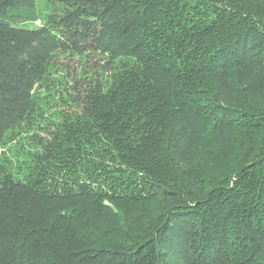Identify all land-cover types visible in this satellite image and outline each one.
Masks as SVG:
<instances>
[{
    "label": "trees",
    "instance_id": "obj_1",
    "mask_svg": "<svg viewBox=\"0 0 264 264\" xmlns=\"http://www.w3.org/2000/svg\"><path fill=\"white\" fill-rule=\"evenodd\" d=\"M48 6L0 0V264H264V0Z\"/></svg>",
    "mask_w": 264,
    "mask_h": 264
},
{
    "label": "rangeland",
    "instance_id": "obj_2",
    "mask_svg": "<svg viewBox=\"0 0 264 264\" xmlns=\"http://www.w3.org/2000/svg\"><path fill=\"white\" fill-rule=\"evenodd\" d=\"M48 2L49 0H37L38 7L43 14L49 11ZM37 24L40 25L41 24L40 21H38ZM32 26L33 25H31V27ZM62 62H63V67L65 64L68 65V63L70 64V67L72 70H74L77 67L76 58L75 59L62 58Z\"/></svg>",
    "mask_w": 264,
    "mask_h": 264
}]
</instances>
